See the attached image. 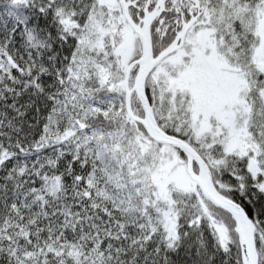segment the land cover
<instances>
[{
	"label": "snow or ice",
	"instance_id": "1",
	"mask_svg": "<svg viewBox=\"0 0 264 264\" xmlns=\"http://www.w3.org/2000/svg\"><path fill=\"white\" fill-rule=\"evenodd\" d=\"M0 264H264V0H0Z\"/></svg>",
	"mask_w": 264,
	"mask_h": 264
},
{
	"label": "trees",
	"instance_id": "2",
	"mask_svg": "<svg viewBox=\"0 0 264 264\" xmlns=\"http://www.w3.org/2000/svg\"><path fill=\"white\" fill-rule=\"evenodd\" d=\"M183 254H181V256H182Z\"/></svg>",
	"mask_w": 264,
	"mask_h": 264
}]
</instances>
